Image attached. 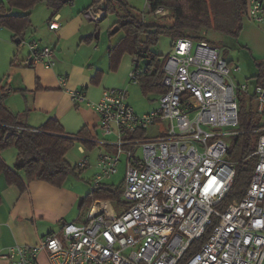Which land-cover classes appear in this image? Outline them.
I'll list each match as a JSON object with an SVG mask.
<instances>
[{
    "label": "built area",
    "instance_id": "1",
    "mask_svg": "<svg viewBox=\"0 0 264 264\" xmlns=\"http://www.w3.org/2000/svg\"><path fill=\"white\" fill-rule=\"evenodd\" d=\"M107 2L94 0L85 16L100 20ZM263 14V0H249L245 19L261 22ZM152 15L162 17L168 11L159 8ZM60 26L59 17L49 22L52 31ZM28 49L25 66L53 67L51 46L32 40ZM139 64L134 57V67ZM162 71L166 92L145 113L129 104L126 88L106 90L97 103L88 101L84 91L68 92L74 104L96 111L97 143L112 144L108 138L115 137V152L98 154L92 192L118 172L121 157H126L121 211L110 201L97 200L84 223H64L39 244L14 245L0 258L10 264H41L39 256L45 253L49 264H264V84L254 85L252 95L258 135L245 160H256L254 170L243 196L225 203L236 177L228 152L239 133L238 94L250 96V84H236L233 75L241 68L230 64L219 47L188 38L173 41ZM139 75L133 68L130 82L137 84ZM66 81L61 78L60 85L67 91ZM12 92L0 84V106ZM160 122L167 127L162 129ZM156 126L157 135L134 137ZM77 166L82 169L89 162L84 158Z\"/></svg>",
    "mask_w": 264,
    "mask_h": 264
},
{
    "label": "crops",
    "instance_id": "2",
    "mask_svg": "<svg viewBox=\"0 0 264 264\" xmlns=\"http://www.w3.org/2000/svg\"><path fill=\"white\" fill-rule=\"evenodd\" d=\"M129 1L131 7L148 14L147 0H141V7L135 6L137 3L135 0ZM93 3L94 0L66 1L54 16L59 17L61 24L57 31L49 29V22L52 19H48L46 24L37 22L35 26L30 21L33 35L25 45L28 47L32 40H38L43 46H51L54 49L55 61L50 69L43 65L24 66L29 53L21 59L18 57L20 52L17 55L13 46L21 42L17 41L20 38L14 37L13 29L5 26L0 28V45L8 48L5 50L6 60L11 66L5 71L7 73L0 75V84L3 83L13 91L4 98L3 109L13 115H22V122L31 128H39L48 119H52L59 123L66 135L75 136L85 130L87 140L93 144L92 148L78 144L77 149L82 158L74 166L84 158L88 160L89 166L80 168L78 176H69L61 186L44 181L26 182L23 172L19 171L17 173L24 184L21 188L9 183L4 174H0V255L14 245L35 246L44 236L59 231L64 223H84L94 204L89 209L82 208L85 198L92 192V187L88 192L86 188L81 187L84 183L82 178L85 173H91L88 179L91 186L98 172V154L100 151L115 152L113 145L115 137L108 138L112 144L97 143L96 138H101V135L96 111L85 103L74 104L69 91H84L88 101L97 103L106 90L126 88L129 91V104L137 112L145 113L158 105L159 98H155L154 95L148 97L143 95L147 101L145 107L138 108V105L131 101L132 83L129 74L134 68V57L124 54L117 59L111 54V49L124 37V31L121 35H111L117 17L106 16V9L100 20H89L85 16V11ZM0 6L3 10H8L4 5ZM12 12L20 13L15 9ZM147 20L157 21L151 16H148ZM238 41H241L251 54L264 60V14L261 22L243 19V29ZM172 44L173 39L171 48ZM155 52L157 53L156 49ZM13 55L14 60L11 61ZM61 78L67 80L65 86L67 91L60 85ZM150 130L153 134L149 133ZM155 135L157 126L146 132V137ZM94 149L97 150V156L95 163L92 164L88 152L91 151L92 154ZM110 180H107L104 186H111ZM80 198H84L81 205ZM113 206L116 212L123 208V206L118 208L114 204ZM39 261L41 264H49L45 253L40 254ZM0 264L10 262L0 258Z\"/></svg>",
    "mask_w": 264,
    "mask_h": 264
},
{
    "label": "trees",
    "instance_id": "3",
    "mask_svg": "<svg viewBox=\"0 0 264 264\" xmlns=\"http://www.w3.org/2000/svg\"><path fill=\"white\" fill-rule=\"evenodd\" d=\"M45 1L52 9L50 20L53 19L64 6L63 0H8L9 9L3 10L0 16L2 26L14 30L15 38L23 41V36L31 21V10ZM150 6L148 14L141 13L131 7L127 0H108L106 16L115 14L117 21L115 26L119 31H124V37L111 49L114 58H120L124 54H130L140 60L149 61L147 66L139 64L135 66L140 71L138 85L142 94L146 97L161 95L166 92L163 85V64L159 61V55L154 48L161 36H168L173 41L179 38H188L194 41H207L210 31L219 33L224 37L236 39L240 37L243 29V19L248 12L249 0H147ZM164 8L168 15L162 16L168 19V23L159 21H148L157 9ZM18 9L22 13H13ZM225 57V56H224ZM226 58V57H225ZM234 61H230L233 64ZM258 75L255 77L258 85L264 84V60L257 63ZM239 100V133L230 144L228 157L236 164V177L233 188L226 198L225 203L243 196L251 174L254 170L256 160L250 158L256 147L257 133L254 130L258 126L259 115L256 111V102L253 96L238 94ZM247 100L249 105H247ZM255 103V105H254ZM21 115H13L6 112L0 106V153L9 147L17 150L18 164L16 170L9 168L0 157V174H4L7 181L23 187L21 177L17 172L22 171L26 182L44 181L52 185L61 186L71 175H79L80 168L72 166L66 156L76 145L83 144L92 148L86 138V131L82 130L78 135H66L59 123L48 119L39 128H31L22 122ZM27 127L37 129L38 132L17 131L13 127ZM147 131H141L134 135L135 138H145ZM23 160V167L19 161ZM78 171V172H77ZM123 185L119 187L102 186L91 192L85 198L82 208L89 209L97 200L111 201L116 207L122 204ZM206 239L203 238L201 243ZM200 243V242H199ZM195 245L185 256L183 262L196 250Z\"/></svg>",
    "mask_w": 264,
    "mask_h": 264
},
{
    "label": "rangeland",
    "instance_id": "4",
    "mask_svg": "<svg viewBox=\"0 0 264 264\" xmlns=\"http://www.w3.org/2000/svg\"><path fill=\"white\" fill-rule=\"evenodd\" d=\"M137 3L135 4L136 7H141L142 1L135 0ZM129 5L131 6V3L129 0H127ZM0 4L4 5L6 9H9L8 5V0H0ZM15 11H19L22 13V11L15 9ZM52 13V9L48 7L45 1H42L41 3L37 4L34 9L31 10V24L35 26L37 22L46 24L50 14ZM108 16H111L112 18H116L115 14H109ZM157 21L160 23H168V19L157 16ZM123 31H119L116 33V35H121ZM33 31L31 26L29 25L25 31V34L23 36V41L18 43V44H13L16 48V54L19 56L21 59L24 58L25 56L28 55L29 49L25 45V43L29 42L32 38ZM207 38L209 40H212L215 44V46L219 47L223 56L226 57L227 60H233L235 64H238L241 68V71L237 74H234V80L237 85H241L244 83H249L250 84V96L254 94V85L257 82L255 80V77L258 75V66L257 63L261 61L262 58L256 57L253 54L249 52L247 47L241 42L237 41L236 39H232L229 37H224L223 35L210 31L207 33ZM243 45V46H242ZM12 46V45H8ZM8 50L7 47H4V45H0V75L3 73H7L5 71L8 70L10 66V63L7 62L6 60V51ZM156 49L157 54L160 56L159 61L161 64L166 63L168 60L170 54H171V38L168 36H161L158 44L155 46L154 50ZM228 52V54H227ZM14 60V55L11 58V61ZM25 66V65H24ZM4 75V74H3ZM130 95H131V101L133 104H137L138 108L140 107H145L147 101L144 99L145 97L143 96L140 87L137 85H134L132 83L131 88H130ZM155 98H159V95H154ZM249 97V96H248ZM247 105H249V102L247 100ZM255 105V103H254ZM263 122H264V117H263ZM162 129H165L167 127L166 122H160L158 123ZM151 134H153V131L150 130ZM83 145V144H82ZM78 144H76L68 153L66 156V159L68 162L74 166L81 158L82 155L77 149ZM91 152V151H90ZM88 152V158L91 160V163H95L96 156H97V150H92V154ZM138 154L141 155L140 150H138ZM1 159L4 161V163L9 166L10 168H13L16 170V166L18 164V157H17V150L15 147H9L3 150L0 153ZM125 159L126 157L123 155L121 157V162L120 165L118 166V172L112 177V179L109 181L110 184L114 185L115 187H119L123 185L124 178L126 175V164H125ZM22 172V171H20ZM91 176V173H85L83 175V185L81 187L86 188L87 192L91 188L89 184V178ZM86 192V193H87ZM1 228V227H0ZM57 228H55L56 230Z\"/></svg>",
    "mask_w": 264,
    "mask_h": 264
},
{
    "label": "water",
    "instance_id": "5",
    "mask_svg": "<svg viewBox=\"0 0 264 264\" xmlns=\"http://www.w3.org/2000/svg\"><path fill=\"white\" fill-rule=\"evenodd\" d=\"M66 1H68V0H64V2H66ZM118 31H119V27H118V26H115V27L112 29V31H111V35L116 34ZM98 35H99V32H98V34H97V37H98ZM19 40H20V39H17V41H19ZM140 64H141L142 66H147V65L149 64V61H147V60H142ZM19 164H20V167H23V166H24V164H23V160H20V161H19ZM83 199H84V198H80V200H79V205H81V203L83 202Z\"/></svg>",
    "mask_w": 264,
    "mask_h": 264
}]
</instances>
